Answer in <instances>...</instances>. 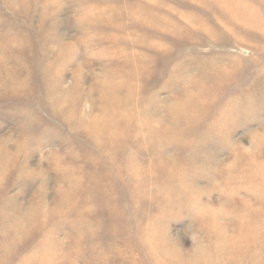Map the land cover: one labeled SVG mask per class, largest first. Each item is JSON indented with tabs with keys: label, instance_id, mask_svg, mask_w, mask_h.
<instances>
[{
	"label": "rangeland",
	"instance_id": "374dc122",
	"mask_svg": "<svg viewBox=\"0 0 264 264\" xmlns=\"http://www.w3.org/2000/svg\"><path fill=\"white\" fill-rule=\"evenodd\" d=\"M259 162L264 0H0V264H264Z\"/></svg>",
	"mask_w": 264,
	"mask_h": 264
},
{
	"label": "bare ground",
	"instance_id": "6f19581e",
	"mask_svg": "<svg viewBox=\"0 0 264 264\" xmlns=\"http://www.w3.org/2000/svg\"><path fill=\"white\" fill-rule=\"evenodd\" d=\"M259 28V27H258ZM257 169H258V171L259 172H264V162H262V163H258L257 164ZM251 188H256V186H255V184H254V186H251ZM257 189V188H256ZM186 200H188V199H186ZM189 201V200H188ZM252 239H253V237H252Z\"/></svg>",
	"mask_w": 264,
	"mask_h": 264
}]
</instances>
